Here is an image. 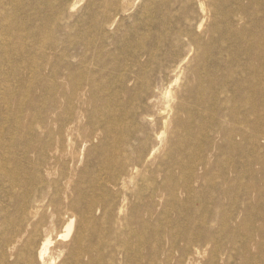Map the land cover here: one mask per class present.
Listing matches in <instances>:
<instances>
[{"label":"rangeland","instance_id":"rangeland-1","mask_svg":"<svg viewBox=\"0 0 264 264\" xmlns=\"http://www.w3.org/2000/svg\"><path fill=\"white\" fill-rule=\"evenodd\" d=\"M6 219L53 264H264V0H0Z\"/></svg>","mask_w":264,"mask_h":264},{"label":"bare ground","instance_id":"bare-ground-1","mask_svg":"<svg viewBox=\"0 0 264 264\" xmlns=\"http://www.w3.org/2000/svg\"><path fill=\"white\" fill-rule=\"evenodd\" d=\"M14 222L7 220L2 224L0 230V236H2L0 238L4 240V254L2 255L3 259L1 260V264H17L18 262H22V264H53L52 259L49 257L51 239L49 233L43 234L45 230L44 225L39 227V224L31 222L25 224L19 223L17 225V221ZM73 225V218L64 222L65 235L63 237L65 239L71 234ZM77 241L79 242V238ZM77 241L71 244L69 255L62 261V264L71 263L73 261L72 259L77 256L75 253L76 249L74 250Z\"/></svg>","mask_w":264,"mask_h":264}]
</instances>
